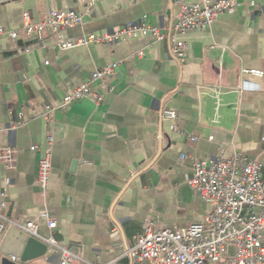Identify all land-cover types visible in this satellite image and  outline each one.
Here are the masks:
<instances>
[{
	"label": "crops",
	"instance_id": "1",
	"mask_svg": "<svg viewBox=\"0 0 264 264\" xmlns=\"http://www.w3.org/2000/svg\"><path fill=\"white\" fill-rule=\"evenodd\" d=\"M50 6L85 13L86 24L68 30L77 38L144 15L171 26L174 0H0V23L20 31L17 39L0 40V126L6 128L0 139L16 151L14 168L0 162V189L9 194L5 213L35 220L41 236H55L84 258L80 264H134L124 252L148 223L185 228L211 209L187 183L196 161L242 152L264 163V0H242L210 28L184 34V61L168 41L151 37L60 50L46 36L42 47L23 33V15L42 20ZM113 62H121L115 75L93 84L104 95L101 103L85 98L56 113L44 195L38 172L46 106ZM166 107L177 112L183 133L172 130ZM45 206L54 228L41 217ZM2 258L0 252V264ZM59 263L60 255L48 251L30 261Z\"/></svg>",
	"mask_w": 264,
	"mask_h": 264
},
{
	"label": "built area",
	"instance_id": "2",
	"mask_svg": "<svg viewBox=\"0 0 264 264\" xmlns=\"http://www.w3.org/2000/svg\"><path fill=\"white\" fill-rule=\"evenodd\" d=\"M241 3L242 0H174L175 18L171 26H158L144 15L139 21H130L115 31L86 33L77 38L71 37L68 30L84 26L87 22L85 13L50 6L42 20H35L29 12H25L22 31L27 37L40 42L42 47L48 36L51 46L60 50L91 43L151 37L155 41H168L172 55L184 61L187 51L183 35L210 28L221 14L235 13ZM250 3L255 5L254 1ZM4 37L17 39L20 31L0 23V40ZM143 55L144 50L136 52L138 57ZM120 63L113 62L96 69L88 80L67 90L60 102L46 106L43 113L46 142L40 149L42 155L38 172V184L44 195L48 192L52 171L56 113L85 98L101 103L104 95L93 90V84L115 75ZM163 116L172 121V130L183 133L177 124L175 110L166 107ZM5 130L4 126H0V135ZM190 137L197 140L195 136ZM32 149L38 148L33 146ZM15 153L14 148L2 144L0 139V162L7 168H14ZM193 167V174L187 183L202 201L212 204L203 221L185 228H156L148 223L124 255L131 257L134 264H264V163L242 152H235L231 156L219 155L196 161ZM8 199V189H0V245L5 234L16 228L46 243L48 252L58 253L59 264H80L84 261L81 255L59 244L55 236H41L35 220L15 219L7 215ZM41 217L46 219L50 228L56 227L57 222L47 206L41 211Z\"/></svg>",
	"mask_w": 264,
	"mask_h": 264
},
{
	"label": "water",
	"instance_id": "3",
	"mask_svg": "<svg viewBox=\"0 0 264 264\" xmlns=\"http://www.w3.org/2000/svg\"><path fill=\"white\" fill-rule=\"evenodd\" d=\"M14 236L17 241H14ZM0 252L3 255L2 264H30L31 260L47 252V245L16 228H11L0 248ZM9 256L18 260H11Z\"/></svg>",
	"mask_w": 264,
	"mask_h": 264
}]
</instances>
